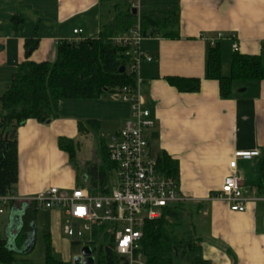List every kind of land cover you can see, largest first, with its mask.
Masks as SVG:
<instances>
[{
    "label": "crops",
    "instance_id": "0c3cea01",
    "mask_svg": "<svg viewBox=\"0 0 264 264\" xmlns=\"http://www.w3.org/2000/svg\"><path fill=\"white\" fill-rule=\"evenodd\" d=\"M115 1L121 0H0V87L12 81L17 66L26 60V41L34 39L38 43L30 61L54 62L60 43L97 39L102 23L101 5ZM127 1L138 11L177 7L180 12L177 38L151 37L142 45L153 61L141 67V91L158 133L152 141V154L157 157L165 152L179 163L180 196L200 208L204 258L210 264H264V198L256 192L259 163L264 159V80L239 81L244 82L239 87L235 82L231 96L224 99L219 83L206 79L208 40L218 33L237 37V50L232 41H219L222 60L224 53L230 60L235 52L248 56L262 53L264 0ZM18 17L23 22L13 30L11 22ZM75 30L82 33L75 35ZM167 77L199 78L200 91L180 93L168 84ZM129 117V105L111 96L62 100L59 117L50 124L28 120L16 131L19 173L15 191L21 200L11 207L22 210L25 205L28 210L30 204L24 200L49 188L72 190L88 182L85 173L80 176L68 154L59 149V139L76 143L80 135L93 133L89 125L80 129V122L90 120L100 122V133L103 126L118 125L112 137ZM153 147L158 150L156 155ZM237 151L260 153L251 160L237 161L242 192L249 200L244 213L231 212L225 202L215 198L231 173L229 164ZM46 217L50 224L43 233H50L61 260L72 264L74 244L57 236L53 225L64 215L46 210ZM21 227L18 224L1 240L16 242Z\"/></svg>",
    "mask_w": 264,
    "mask_h": 264
},
{
    "label": "trees",
    "instance_id": "16d2710c",
    "mask_svg": "<svg viewBox=\"0 0 264 264\" xmlns=\"http://www.w3.org/2000/svg\"><path fill=\"white\" fill-rule=\"evenodd\" d=\"M133 3L127 0L101 5V31L94 40L77 43H60L54 62L35 63L31 54L37 49L36 40L26 41V60L17 66L12 81L0 87V196L15 191L18 183L19 157L16 131L28 120L41 124L59 117L62 100H94L109 98L117 89L136 87L133 74L119 73L127 67L126 49L117 46L112 39L125 35L140 23L142 36L146 38H177L179 36L180 12L177 7H155L132 13ZM23 22L18 17L12 20L16 30ZM2 46L0 45V51ZM206 79L220 85L222 98H229L235 82L264 80V47L258 56L235 52L230 63V75L222 72L220 43L210 46L207 54ZM168 84L180 93L200 91L201 79L167 77ZM89 125L95 134H100V122H80V129ZM158 136L154 132L153 139ZM77 143L67 138L59 139V149L68 154L75 164ZM102 165L87 164L84 173L94 195L111 193V178L114 165L108 157L107 144L100 140ZM157 170L166 178L179 179V163L167 153L157 155ZM258 197L264 198V159L259 163ZM81 186V185H80ZM14 205V204H13ZM30 205L23 216V228L16 237L17 249L0 239V264H14L16 256L25 254L23 246L29 232L35 231L36 213ZM200 208L187 202L178 203L163 210L158 219L147 221L143 227L140 253L147 264H210L203 256L200 236ZM107 227L95 229L90 244L95 264H119L114 251V236ZM46 250L44 264H70L56 254L49 232L44 233ZM79 244V243H73ZM33 250V249H32ZM30 250L29 252H31Z\"/></svg>",
    "mask_w": 264,
    "mask_h": 264
},
{
    "label": "built area",
    "instance_id": "2783aa9c",
    "mask_svg": "<svg viewBox=\"0 0 264 264\" xmlns=\"http://www.w3.org/2000/svg\"><path fill=\"white\" fill-rule=\"evenodd\" d=\"M133 8H135L133 6ZM75 30L74 34H81ZM228 39L237 50L235 34L218 33L209 39L210 46ZM140 23L125 35L112 39L117 46L126 49L129 60L126 71L136 77V87L117 89L112 97L121 99L130 107V117L124 127L107 142L108 157L114 165L113 175L118 184L109 195H94L87 184L72 190L49 188L36 197L26 199L35 209L57 210L64 215L63 235L72 243L90 245L95 229L107 227L114 236V251L119 264H147L142 254L141 240L147 221L161 217L165 208L185 202L178 190V181L166 178L157 170V157L152 154V141L156 123L146 107L142 95L141 67L153 58L143 50ZM1 112V110H0ZM259 151H237L216 199L225 202L231 212L244 213L249 200L242 192V179L237 172V161L259 157ZM16 191L0 196V205L10 206L20 201Z\"/></svg>",
    "mask_w": 264,
    "mask_h": 264
},
{
    "label": "rangeland",
    "instance_id": "374dc122",
    "mask_svg": "<svg viewBox=\"0 0 264 264\" xmlns=\"http://www.w3.org/2000/svg\"><path fill=\"white\" fill-rule=\"evenodd\" d=\"M145 41V40H144ZM143 41L142 45L145 43ZM223 60H222V71L223 74L228 76L230 74V57H226L224 53ZM236 87H239L240 85H244V82H237L235 83ZM116 100H119V98H116ZM118 127V125H114L113 123L109 124L108 126L102 127V132L98 135L95 133H90L88 135H80L77 140V152H76V161L75 164H72V167L74 169L78 170V173L80 176L84 174L83 172V163L84 166L86 163L95 162L98 165H102V155L100 151V140H103L107 144L108 140L111 137V133L115 129V127ZM157 151L155 147H153V153L156 155ZM118 184V181L116 180L115 175L111 178V188L113 186H116ZM48 211V210H47ZM27 212V207L24 205V209H16L14 207L10 206H2L0 205V239H5L6 234L10 235L13 229H16L17 224L15 225V220L18 222L23 221V216ZM61 220V222H60ZM57 223L53 224L54 228L57 230V236L61 238H65L63 235V225H64V218H61ZM50 219L46 217V210L40 209L36 213V223L35 231H37L36 236V242L34 249L29 255H17L16 262L14 264H44L45 261V250H46V243L44 238V230L49 229V223ZM52 226V225H51ZM6 233V234H5ZM87 237L83 240L82 243L73 245L71 249V258H72V264L74 257L81 254L82 250L85 247H90V245L85 244V240ZM9 246L17 249L16 242L15 241H9ZM26 246H23L22 250H25Z\"/></svg>",
    "mask_w": 264,
    "mask_h": 264
},
{
    "label": "water",
    "instance_id": "95a60500",
    "mask_svg": "<svg viewBox=\"0 0 264 264\" xmlns=\"http://www.w3.org/2000/svg\"><path fill=\"white\" fill-rule=\"evenodd\" d=\"M132 13L134 15H137L138 10L136 8H133ZM119 73H121V74L126 73V68L124 66L121 67L119 69ZM47 124H50V121ZM16 219H18V222L15 220V225L20 224L21 226H23V224H24L23 221L20 222L21 220H19V217ZM22 228L23 227H21L20 229L22 230ZM34 234L35 233L33 232L32 235L30 236V239L25 242V246H26L25 252L26 253H30L29 251L34 248V242H35ZM73 264H95V257L93 256L91 248L85 247L82 250L80 255L74 257Z\"/></svg>",
    "mask_w": 264,
    "mask_h": 264
}]
</instances>
